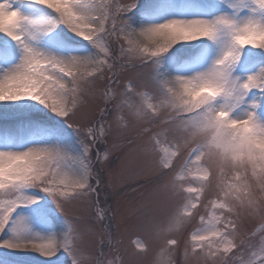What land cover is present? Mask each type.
I'll return each instance as SVG.
<instances>
[{"label":"snow or ice","instance_id":"snow-or-ice-1","mask_svg":"<svg viewBox=\"0 0 264 264\" xmlns=\"http://www.w3.org/2000/svg\"><path fill=\"white\" fill-rule=\"evenodd\" d=\"M139 4L0 0V116L11 124L0 130V248L113 264L69 211L98 203L103 166L126 140L153 181L134 257L160 240L153 264H173L181 242L185 264H264V228L258 251L256 231L245 234L264 222V0ZM32 205L50 234L16 214Z\"/></svg>","mask_w":264,"mask_h":264},{"label":"rangeland","instance_id":"rangeland-1","mask_svg":"<svg viewBox=\"0 0 264 264\" xmlns=\"http://www.w3.org/2000/svg\"><path fill=\"white\" fill-rule=\"evenodd\" d=\"M104 2H112V0H104ZM119 3L120 0H115ZM150 3V0H140L138 7H143ZM34 14L39 16L42 13L34 10ZM129 78H134L133 73H129ZM127 82V81H125ZM103 91V87L100 88ZM147 102L155 103L149 94ZM101 101L96 100L91 111L95 113ZM10 122L0 116V130L10 127ZM129 135H133L131 132ZM110 137L109 146L112 145ZM163 139V138H162ZM161 147H167L162 144ZM182 162V161H180ZM178 162V164L180 163ZM195 175V173H194ZM102 187L98 196V203L81 207L73 206L69 215H82L84 219L90 222L93 230V241L99 242L101 239L105 241L104 252L106 259L113 261V264H153L155 256L159 253L162 241L153 240L150 244V250L147 255L134 257L132 254L138 250V245L144 243L145 237L142 231L136 227L137 218L143 207L148 204V195L152 189L153 181L149 175L148 161L136 150L130 148L127 141L120 142L116 147L112 148L110 153V162L103 166L101 172ZM44 194H40L37 199L39 204L47 206V210L53 218V224L61 223L58 211L54 203L48 198H43ZM97 197H93L96 202ZM36 205L30 206L29 209H17L16 214L26 215L33 220V228L42 235L50 234L52 230L42 227V217H38ZM203 210V209H202ZM15 215V214H14ZM198 219V218H197ZM264 228V222L257 220L253 224H249L245 228V234L256 231V243L259 250L260 231ZM192 227L190 231H194ZM2 235V234H0ZM15 249L0 248V264H58V260H63L68 264V258L65 254L58 252L53 257H43L39 253L33 251L14 252ZM256 260L249 254L245 255V259ZM184 244L174 251L172 255L173 264H185Z\"/></svg>","mask_w":264,"mask_h":264},{"label":"bare ground","instance_id":"bare-ground-1","mask_svg":"<svg viewBox=\"0 0 264 264\" xmlns=\"http://www.w3.org/2000/svg\"><path fill=\"white\" fill-rule=\"evenodd\" d=\"M14 252H18L19 250H13Z\"/></svg>","mask_w":264,"mask_h":264}]
</instances>
